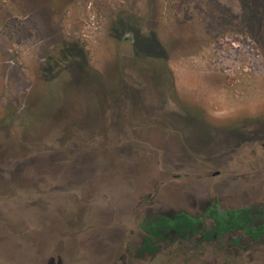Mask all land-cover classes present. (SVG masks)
I'll return each instance as SVG.
<instances>
[{
  "label": "rangeland",
  "instance_id": "rangeland-1",
  "mask_svg": "<svg viewBox=\"0 0 264 264\" xmlns=\"http://www.w3.org/2000/svg\"><path fill=\"white\" fill-rule=\"evenodd\" d=\"M57 51L66 58L61 69L44 73L42 65ZM80 69L90 77L74 83ZM121 85L148 91L145 101L184 107L187 116L179 121L187 145L206 150L209 135L243 131L249 121L262 120L257 132L264 134V0H0V142L12 148L0 146V264L36 263L38 250L66 227L62 217L46 231L52 214L95 196L88 192L103 194L117 180L83 168L111 164V139L99 140L103 150H96L100 131L91 106ZM64 105L68 139L56 142L53 133L65 126L53 131L60 127L55 121L67 119ZM146 127L159 139L166 128ZM139 143L120 163L151 164L155 172L156 154ZM166 143L153 142L151 149L173 166L182 141ZM76 223L71 246L82 244Z\"/></svg>",
  "mask_w": 264,
  "mask_h": 264
},
{
  "label": "flooded vegetation",
  "instance_id": "flooded-vegetation-1",
  "mask_svg": "<svg viewBox=\"0 0 264 264\" xmlns=\"http://www.w3.org/2000/svg\"><path fill=\"white\" fill-rule=\"evenodd\" d=\"M65 59L59 51L50 54L42 71L61 69ZM79 71L74 83L90 77L84 69ZM68 72H73L70 66ZM129 88L121 85L108 89L111 96L93 101L91 106V115L98 116H94V129L100 131L96 141L111 139L107 154L112 161L94 169L84 165L83 172H106L107 178L117 180L107 185L110 187L103 186V194L99 189L88 192L95 196L78 197L77 204L52 214L46 231L51 232L55 221L62 217L66 227L58 231L56 244L52 241L38 250L44 257V253H49L48 260L42 262L44 257L38 255L34 264H264V134L263 129L257 132L262 120L259 124L247 122L240 132L209 135L208 148L203 150L187 145L180 132L183 127L179 117L187 116L184 107L170 108L164 101H145L144 93L148 91ZM65 105L67 119L55 121L60 127L53 131L65 126L57 135L53 133L52 140L56 142L68 135L71 116L65 112ZM171 116L176 121L169 123ZM150 124L166 126L160 139L151 132L152 128L146 127ZM137 125L144 128L136 131ZM252 127L255 130L248 132ZM156 141H164L165 148L169 144L166 142L176 141L178 145L182 141L177 164L172 166L165 160L160 163L163 154L151 149ZM138 143L144 152L156 154L155 172L150 161V165H134L125 159L120 163V157L133 155L132 147ZM103 145L97 143L96 150H103ZM0 146L6 147L1 142ZM7 146V150L12 149ZM156 172L159 175L152 176ZM76 222L82 244L71 246L68 236L74 232ZM60 252L79 255V259L67 262Z\"/></svg>",
  "mask_w": 264,
  "mask_h": 264
},
{
  "label": "trees",
  "instance_id": "trees-1",
  "mask_svg": "<svg viewBox=\"0 0 264 264\" xmlns=\"http://www.w3.org/2000/svg\"><path fill=\"white\" fill-rule=\"evenodd\" d=\"M80 54H81V56L83 55V53H82V52H81Z\"/></svg>",
  "mask_w": 264,
  "mask_h": 264
}]
</instances>
